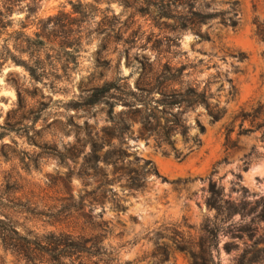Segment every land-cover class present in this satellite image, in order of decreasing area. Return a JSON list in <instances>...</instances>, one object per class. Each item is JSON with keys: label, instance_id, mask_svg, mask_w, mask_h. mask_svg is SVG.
Here are the masks:
<instances>
[{"label": "rangeland", "instance_id": "rangeland-1", "mask_svg": "<svg viewBox=\"0 0 264 264\" xmlns=\"http://www.w3.org/2000/svg\"><path fill=\"white\" fill-rule=\"evenodd\" d=\"M167 1L41 0L37 16H55L57 42L67 32L79 47L65 54L55 45L57 78L34 81L10 61L0 66V210L28 238L105 233L98 264H191L199 244L214 264H264V0H182L192 4L188 27L159 13ZM191 10L210 16L193 26ZM24 16L14 9L8 31ZM164 64L182 72L170 86L206 90L224 111L218 120L203 105L182 114L189 140L172 137L179 157L140 137L138 121L121 138L106 137L141 106L136 84L161 82ZM106 82L120 85L116 98L82 104L85 87ZM150 105L162 118L178 111ZM147 159L144 188H128ZM212 183L219 212L208 206ZM225 201L239 211L229 215ZM0 264L34 263L0 242Z\"/></svg>", "mask_w": 264, "mask_h": 264}, {"label": "trees", "instance_id": "trees-1", "mask_svg": "<svg viewBox=\"0 0 264 264\" xmlns=\"http://www.w3.org/2000/svg\"><path fill=\"white\" fill-rule=\"evenodd\" d=\"M40 2L41 0H0V39L2 40L0 66L10 61L23 67L34 81H40L45 77L57 78L55 74L57 71V60L55 55L52 54L55 52V45L61 47L65 54H74L79 47L78 43L80 41L79 38L64 32V35L57 42L55 16L38 17L37 10ZM23 3L24 5H22ZM191 5L185 4L182 0H169L165 6L160 5L159 13L172 19L184 18L185 22L182 27H188L187 23L190 22L187 21L191 18H188L185 13H188L189 8L187 7L191 8ZM24 8L25 16L19 20L20 30L9 32L8 29L13 21L10 19L12 11ZM185 10L186 12H184ZM189 12L193 16L198 17L197 21L190 24L193 26H200L210 16L201 13L199 10H191ZM232 24L234 25L235 22L232 21ZM31 25H35V30L27 33L26 29ZM191 29L193 30V28ZM196 31L199 33L198 29ZM10 40L13 42L14 50L8 47ZM181 73L180 69L164 64L163 70L160 71L157 77L163 81L160 79L161 82L152 86L136 84L139 96H137L135 91H131L130 94L137 96V99L141 101V106L135 107L131 114L119 117L106 133V137L109 139L113 137L121 138L129 128L130 123L138 121L140 123V137H153L157 146H163L162 152L164 154L174 151L175 156L179 157V152L174 146L172 137L179 134L184 142L189 140L188 127L184 123L182 114L197 105H203L212 120H218L224 112L222 108H218L217 104L210 106L206 90H200L195 85H186L180 88L170 86ZM167 81L168 83H166ZM154 89L159 92V98L150 97L147 99V96ZM116 90H120V85L115 82L87 86L83 90L82 104L94 106L109 98H116L111 93V91ZM150 101L161 103L164 107L163 112L166 109L170 110L173 106L178 107V111L176 113L171 112L170 117L162 118V116L158 115L160 111H158L157 106L150 105ZM127 106L131 107L129 104ZM110 112H112V107ZM261 126L264 127V121ZM200 130L203 131L202 126H200ZM193 141L197 142V139L193 138ZM108 143L110 142L108 141ZM150 163V160H145L141 170L134 176H129L125 185L132 190L143 189L145 186L144 176L150 171V168L146 166ZM210 191L211 196L208 198V206L214 207L219 212L222 210V204L219 202L221 200V190L216 188L215 183H212L210 184ZM225 203L228 204L226 209L229 215L239 211L236 204L229 201H225ZM64 209L66 208L63 207L58 213H62ZM259 216L264 218V212L259 213ZM70 218L71 215L66 216V219ZM99 229H102L103 232L106 230L102 226H99ZM92 231H95L94 228H92ZM104 236L105 233L98 232L95 234L92 232L90 235H85L73 230L49 231L41 236L35 235L32 238L19 236L10 219L0 210L1 244L6 249L12 250L24 257L26 261L34 264H86L87 261L89 264H98L100 257L105 253L101 245ZM224 246L226 250H229L230 245L228 243H225ZM198 247V255L196 253L192 254L191 264H214L210 250L204 247V244H199ZM261 250L264 251V248ZM92 258H95V260L92 261Z\"/></svg>", "mask_w": 264, "mask_h": 264}]
</instances>
